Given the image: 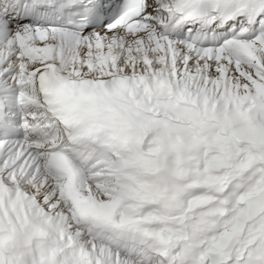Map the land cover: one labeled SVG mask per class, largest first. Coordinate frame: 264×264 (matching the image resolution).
Returning a JSON list of instances; mask_svg holds the SVG:
<instances>
[{"label":"snow or ice","instance_id":"1","mask_svg":"<svg viewBox=\"0 0 264 264\" xmlns=\"http://www.w3.org/2000/svg\"><path fill=\"white\" fill-rule=\"evenodd\" d=\"M0 264H264V0H0Z\"/></svg>","mask_w":264,"mask_h":264}]
</instances>
